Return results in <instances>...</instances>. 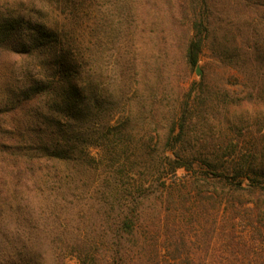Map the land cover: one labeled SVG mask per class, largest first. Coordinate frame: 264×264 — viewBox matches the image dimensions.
<instances>
[{
	"label": "trees",
	"instance_id": "trees-1",
	"mask_svg": "<svg viewBox=\"0 0 264 264\" xmlns=\"http://www.w3.org/2000/svg\"><path fill=\"white\" fill-rule=\"evenodd\" d=\"M99 1L0 3V223L5 224L0 264H34L43 256L36 246L43 237L52 245L63 243V256L76 264H213L191 260L195 252L186 247L185 213L149 212L148 188L122 178L145 168V158L159 157L163 171L178 179L176 192L167 188L160 195L164 210L187 203L202 213L210 204L214 218L206 229L200 224L205 234L218 229L220 212L235 218L243 210L264 226V144L252 141L243 150L229 141L211 150L187 149L198 113L184 115L183 103L179 111L168 110V117L162 112L153 127L151 121L139 126L151 113L154 117L153 103L163 99L158 80L163 68L158 55L144 60L135 38L154 36L152 27L138 32L139 21L146 23L164 6L176 8L193 31L186 63L195 66L210 44L252 82L247 96L234 101L256 102L264 115V32L261 38L255 33V20L264 22V0H233L248 13L247 35L222 50L213 36L223 21L220 0H102V10ZM141 13L147 16L139 20ZM13 57L22 63L18 69L5 62ZM200 98L197 93L194 104L185 106L196 109ZM260 137L264 140V131ZM157 143L162 147L154 155ZM90 145L104 157H93ZM104 159L108 170L100 167ZM180 168L191 175L177 177ZM90 174L86 202L78 203ZM38 218L49 219L52 231L39 230ZM210 250L207 244L194 255L206 258Z\"/></svg>",
	"mask_w": 264,
	"mask_h": 264
},
{
	"label": "rangeland",
	"instance_id": "rangeland-1",
	"mask_svg": "<svg viewBox=\"0 0 264 264\" xmlns=\"http://www.w3.org/2000/svg\"><path fill=\"white\" fill-rule=\"evenodd\" d=\"M1 1L3 0H0V3ZM220 1L224 6L223 21L220 28L213 33L218 50L229 49L234 44H241L242 39L247 35L246 22L248 15L247 11H243L239 6H233V0ZM98 5H100V7H97L99 10L104 9L102 0L98 2ZM145 15L147 16L146 13H141L139 20ZM153 15L154 17H152ZM153 15H148V18H146L148 21L146 20L144 24L139 21L138 32L139 29L141 31L142 28L147 30L152 27L153 30L155 29L154 36L149 37L150 35L146 33L144 38L136 37L135 40L139 42L141 56L144 60L145 56L149 60L157 57L159 59L158 62L163 68L158 79L163 99L159 103H153L155 109H157V112H154V117H151L153 116V113H151L145 119L147 123H140L139 126H146L145 124L151 121L149 125L153 127L154 120L161 117L162 112L163 114L166 113L168 117L170 115L168 110L176 108L179 111L180 107L184 106L186 107L184 115L189 117L198 113V118H196V115L194 116L196 122L189 132L191 140L186 147L187 149L191 151L211 150L215 148V143L218 142L220 146H225L229 141L233 144L238 143V147L243 150L252 141L256 142L258 147H261L264 144V140L260 137L264 131L262 107L256 102L234 101L235 98L247 96V93L252 90V82L245 76L243 70L223 60L210 44L204 46L196 65L189 66L184 58L187 42L193 33L188 20L180 18L177 9L173 7L164 6L161 11H157ZM150 18L154 20H150ZM255 21L256 37L261 38L264 32V22L257 19ZM148 22L151 23L149 26ZM162 40H166V43L164 44ZM127 50H130V47ZM5 62H15V69H18L22 64L14 57L5 60ZM10 70H6L7 75H10ZM200 82H203L202 86H199ZM116 87H119V83ZM190 91H192L190 96L186 97V94ZM197 93H200L201 98L198 99L197 105L195 104L196 109L193 106H185L186 102L188 105L194 104L193 99ZM224 94H227V98H224ZM223 101H225L224 105H222ZM178 129L177 126L176 130L178 131ZM161 147L162 143L154 145V155L159 153ZM229 148L231 147L227 146V150ZM88 150L97 159L104 157V151L99 147L90 145ZM138 153H143L142 157L145 158L143 151ZM145 160V168L131 170L129 175L124 174L122 180L128 185L136 186L139 182H143L144 187L148 188L146 193H151L146 200L149 212L154 209H161L160 211L163 214L185 213L184 216L187 217V222H184L183 228L188 235L185 241L186 247H190L195 253L196 249L199 247L205 248L207 244L212 248L206 258H200L198 255H194L195 253L191 254L192 261L205 260L213 264H264V226L255 217L250 216L243 210L236 211L235 218L230 217L231 212L228 215L227 213L221 215L220 212L217 218L219 222L218 229L213 233L205 234L206 230L203 232V227L200 224L202 223L206 229L212 222L214 216L210 204L209 206L207 204V208H204L205 210L202 213L197 212V209L194 208H186L188 207L187 203L175 210L173 208L164 210V207H160L159 204L160 195H165L167 188L172 192H176L173 190V186L175 187L173 184L178 179H174L173 175H167L163 171L162 166L159 164V157L145 158ZM109 164L110 162H106L104 159L100 167L103 170H108L110 169ZM116 169H119V167L117 168L115 165L113 170ZM138 171H143L144 174ZM191 173V170L180 168L177 170L176 175L177 177H183L191 175ZM93 175H88L82 181L87 186L80 188L82 194L78 195L79 198L77 197L76 202H86V190L93 180ZM153 203H156V208L152 207ZM38 220L39 223L37 222L36 227L39 230L42 229L46 233L52 231L53 226L49 219L38 218ZM61 222H64V219L56 221L55 225ZM233 222L234 228L231 225ZM0 227H5V224L0 223ZM39 241L36 245L37 252L43 256L35 259L34 264H76L74 258L67 257V254L63 256V243L59 242V244L52 245L50 237H43ZM180 260L185 261L187 259L181 257Z\"/></svg>",
	"mask_w": 264,
	"mask_h": 264
}]
</instances>
